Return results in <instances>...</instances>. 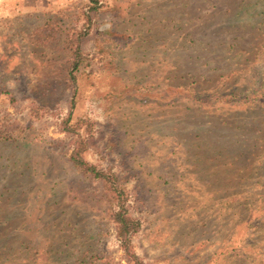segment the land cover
Returning a JSON list of instances; mask_svg holds the SVG:
<instances>
[{"label":"rangeland","instance_id":"rangeland-1","mask_svg":"<svg viewBox=\"0 0 264 264\" xmlns=\"http://www.w3.org/2000/svg\"><path fill=\"white\" fill-rule=\"evenodd\" d=\"M260 90L264 0H0V264H131L81 118L145 262L264 264Z\"/></svg>","mask_w":264,"mask_h":264},{"label":"trees","instance_id":"trees-1","mask_svg":"<svg viewBox=\"0 0 264 264\" xmlns=\"http://www.w3.org/2000/svg\"><path fill=\"white\" fill-rule=\"evenodd\" d=\"M96 7V5L94 6ZM91 16L87 15V22H89L87 28L90 25ZM87 28L83 33H87ZM82 52L80 51L79 45L76 47L74 51V57L72 60V64L70 66V76L73 82L76 80L75 72L79 69L80 64L82 62ZM172 87L175 89L173 93H190L194 94L198 97L199 100H203L209 97L212 94H219L218 91H213L210 93H204L202 95L199 94L197 89L193 88L190 84H179L177 86ZM260 100L264 101V92L260 90ZM223 98L229 99V97H234L232 99H236L237 96L234 92L222 93ZM240 100L248 101L249 96L238 97ZM259 99V98H258ZM67 119L64 123L67 124ZM75 123L76 127L65 125L64 129L70 132H75L76 136L73 139V144L69 154V161L78 169H80L85 174H88L96 179H99L104 185L106 192L108 194V201L110 203V218L115 224L116 236L119 240L120 248L123 250V254L127 261L131 264H148L145 262L134 250V245L132 242V236L138 231L140 222L138 219L134 218L130 212L128 207V191L126 187L123 185L122 181L119 179L118 175L109 170H105L103 168L98 167L96 164L90 162L85 154L88 149V145L90 143V138L92 137L90 131L92 130V125L89 119H78ZM85 124L88 130V134L84 135L79 132L78 128L82 124ZM9 136L2 135L0 132V141L3 139H8Z\"/></svg>","mask_w":264,"mask_h":264}]
</instances>
